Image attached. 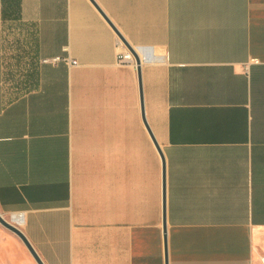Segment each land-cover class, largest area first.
<instances>
[{"label": "crops", "instance_id": "1", "mask_svg": "<svg viewBox=\"0 0 264 264\" xmlns=\"http://www.w3.org/2000/svg\"><path fill=\"white\" fill-rule=\"evenodd\" d=\"M0 213L44 264H264V0H0Z\"/></svg>", "mask_w": 264, "mask_h": 264}, {"label": "water", "instance_id": "2", "mask_svg": "<svg viewBox=\"0 0 264 264\" xmlns=\"http://www.w3.org/2000/svg\"><path fill=\"white\" fill-rule=\"evenodd\" d=\"M108 21H109V19H108ZM112 26L114 27L113 24H112ZM114 29L116 30L118 36L123 41V43L133 53V55H134V57L136 59V62L138 64L140 84H141V89H142L141 60L139 58V55L136 52V50L127 43V41L124 39V37L121 35V33L115 27H114ZM142 103H143V100H142ZM158 149H159L160 154H161V157L163 159V167H164V177H163V188H164V231L166 232V215H165V211H166V197H165L166 196L165 195V193H166L165 159H164V155H163L161 149L159 147H158ZM0 224H2L5 228H7L10 231H12L13 233H15L24 242V244L26 245V247L28 248V250L30 251V253L32 254V256L34 257V259L37 261L38 264H44L43 261L41 260V258L39 257V255L37 254L36 250L34 249V247L31 245L30 241L26 237V235L20 229V227H18L17 225H15L14 223H12L11 221H8L7 219H5L4 216L1 213H0Z\"/></svg>", "mask_w": 264, "mask_h": 264}, {"label": "built area", "instance_id": "3", "mask_svg": "<svg viewBox=\"0 0 264 264\" xmlns=\"http://www.w3.org/2000/svg\"><path fill=\"white\" fill-rule=\"evenodd\" d=\"M119 44L125 49L122 50L118 53V63L120 64H132L135 63V57L133 55V53L128 50L125 46V44L123 43V41L119 40ZM55 62L61 61V60H65L67 63L71 64V65H78L77 61L72 60L70 57L67 58H61V57H56L55 59H53ZM49 61V60H46ZM23 216L20 215L19 217L17 216H13L12 220L16 222L15 225H17V223H21ZM13 223V222H12ZM18 226V225H17Z\"/></svg>", "mask_w": 264, "mask_h": 264}, {"label": "rangeland", "instance_id": "4", "mask_svg": "<svg viewBox=\"0 0 264 264\" xmlns=\"http://www.w3.org/2000/svg\"><path fill=\"white\" fill-rule=\"evenodd\" d=\"M0 228H4V226L2 225V224H0ZM2 236V235H1ZM0 245H1V242H0ZM14 251H15V249H13ZM19 255V254H18ZM15 257H21L22 258V260L24 259L21 255H19V256H14V254H12V256L11 257H9L11 260H13V259H15ZM1 261H5V260H7V258L5 257V256H3V258L2 259H0Z\"/></svg>", "mask_w": 264, "mask_h": 264}]
</instances>
